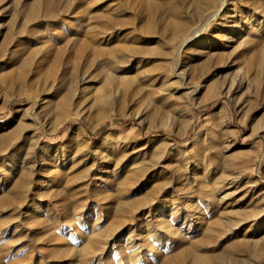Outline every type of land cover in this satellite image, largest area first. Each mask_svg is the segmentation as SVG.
I'll return each mask as SVG.
<instances>
[{
  "label": "rangeland",
  "instance_id": "1",
  "mask_svg": "<svg viewBox=\"0 0 264 264\" xmlns=\"http://www.w3.org/2000/svg\"><path fill=\"white\" fill-rule=\"evenodd\" d=\"M0 264H264V0H0Z\"/></svg>",
  "mask_w": 264,
  "mask_h": 264
},
{
  "label": "bare ground",
  "instance_id": "2",
  "mask_svg": "<svg viewBox=\"0 0 264 264\" xmlns=\"http://www.w3.org/2000/svg\"><path fill=\"white\" fill-rule=\"evenodd\" d=\"M225 3V2H224ZM199 11V8H197V12ZM203 27H198L197 29H195V31H193L192 33V36L190 37V39L194 40L198 35L199 33L202 31ZM192 42V41H191Z\"/></svg>",
  "mask_w": 264,
  "mask_h": 264
}]
</instances>
